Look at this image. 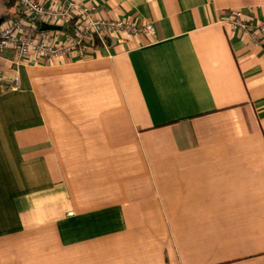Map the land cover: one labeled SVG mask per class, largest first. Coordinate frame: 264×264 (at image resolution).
<instances>
[{
  "label": "crops",
  "instance_id": "obj_1",
  "mask_svg": "<svg viewBox=\"0 0 264 264\" xmlns=\"http://www.w3.org/2000/svg\"><path fill=\"white\" fill-rule=\"evenodd\" d=\"M80 1L155 36L0 93V264H264V0Z\"/></svg>",
  "mask_w": 264,
  "mask_h": 264
},
{
  "label": "built area",
  "instance_id": "obj_2",
  "mask_svg": "<svg viewBox=\"0 0 264 264\" xmlns=\"http://www.w3.org/2000/svg\"><path fill=\"white\" fill-rule=\"evenodd\" d=\"M18 15L0 23V93L16 86L17 68L25 63L51 64L55 59H83L96 43L106 46L108 35L155 36L151 24L95 17L80 0H17ZM232 31L248 35L251 44L264 41V22L253 20L241 10L227 18ZM40 23L57 25L58 31L40 30ZM6 53H10L9 56ZM8 64L11 75L3 68Z\"/></svg>",
  "mask_w": 264,
  "mask_h": 264
},
{
  "label": "water",
  "instance_id": "obj_3",
  "mask_svg": "<svg viewBox=\"0 0 264 264\" xmlns=\"http://www.w3.org/2000/svg\"><path fill=\"white\" fill-rule=\"evenodd\" d=\"M1 23V21H0ZM40 30H47V31H58L60 30V27L57 25H51V24H46V23H40L39 25Z\"/></svg>",
  "mask_w": 264,
  "mask_h": 264
},
{
  "label": "trees",
  "instance_id": "obj_4",
  "mask_svg": "<svg viewBox=\"0 0 264 264\" xmlns=\"http://www.w3.org/2000/svg\"><path fill=\"white\" fill-rule=\"evenodd\" d=\"M16 2H17V0H8V7L10 8V9H13L14 11H13V13L14 14H19L16 10H15V8H16ZM4 19V18H3ZM2 18H1V20H3Z\"/></svg>",
  "mask_w": 264,
  "mask_h": 264
}]
</instances>
